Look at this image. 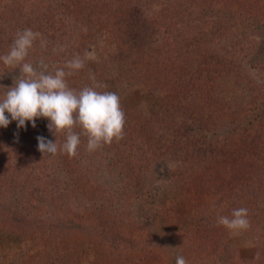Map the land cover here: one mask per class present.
Here are the masks:
<instances>
[{"label": "rangeland", "instance_id": "rangeland-1", "mask_svg": "<svg viewBox=\"0 0 264 264\" xmlns=\"http://www.w3.org/2000/svg\"><path fill=\"white\" fill-rule=\"evenodd\" d=\"M125 1L138 6L134 19L146 20L151 27L157 21L160 31L154 27V42L160 44L164 38L165 46H156L142 62L131 59L121 67L117 60L126 51L125 40L128 44L135 40L121 35L118 22L112 27L115 18L109 10H114L115 0H0V56L10 51L18 31L29 28L41 35L23 62L37 71L69 72L67 61L94 51L96 61L85 59L82 69L65 77L68 87L79 92L100 85L97 91L116 93L131 127L140 130L130 148L115 150L105 144L89 152L87 136L75 126L80 144L73 157L80 158L76 166L83 172L79 186L68 185L64 191L67 181L62 168L54 164L57 156L41 153L37 137L62 145L66 133L56 136L43 117L35 123L47 129L35 131L27 140L22 135L29 125L18 128V122L11 121L7 128L0 127V264H176L177 256L187 264H264L260 161L254 156L238 161L237 156L232 161L225 157L205 173L181 152L173 138L180 132L178 125L186 123L184 109L192 102L181 89V76L188 74L190 81L185 84L194 85L199 75L188 63L184 69H173L174 58H169L173 52L177 55L187 37L196 38L202 48L206 44L222 62L226 77L219 84L210 77V68L200 65V78L223 99L205 118L211 129L196 132L200 140L222 144L264 117V107L258 113L264 104V22L246 23L241 17L224 31L218 28L212 33L207 25L212 19L206 15L203 22L168 25L166 32L160 23L166 0ZM208 2L210 6L203 3L206 12L214 4ZM37 16L45 19L43 27H37ZM48 37L54 42L48 43ZM41 41H46L43 47ZM181 51L184 57L185 50ZM197 57L190 62L196 63ZM20 75L19 67L12 69L0 61V96ZM5 115L11 120L10 114ZM193 116L201 118L198 113ZM120 143L116 148L125 146ZM140 151L137 158L144 161L134 190L126 183L124 170ZM53 165L56 174L49 170ZM241 207L248 209L247 230L217 225L218 216L231 217L233 209Z\"/></svg>", "mask_w": 264, "mask_h": 264}, {"label": "trees", "instance_id": "trees-1", "mask_svg": "<svg viewBox=\"0 0 264 264\" xmlns=\"http://www.w3.org/2000/svg\"><path fill=\"white\" fill-rule=\"evenodd\" d=\"M208 1L209 0H166L164 8L161 10L162 19L160 23L161 25H163L165 31L167 32L169 31L168 25H175L178 22L184 24V21L188 23V20L203 22V18H205L207 15V17L212 19V21L210 20L209 24L207 23V25H209L208 31L214 33V31H216V29L218 28L224 31L225 29L230 27V23L240 20L241 17L244 20L243 22L246 23H250L253 20H261L264 22V0H211L214 2L213 8L211 5V10H207L206 12L204 10L203 3L210 6ZM115 2H117V4H115ZM115 2V5L113 4L114 10H109V15H112L115 18V24H113L112 27H114L118 22V25L123 29L121 35H124L127 39H130L132 37V39L135 40L133 42H130V44H128V42L125 40V43L129 49H127V47L125 46L126 51H123L122 54L119 55L120 57L117 60L118 66L122 67L124 61H131V59H135V62L138 61V63L142 62L144 61V56L147 55L146 53H151L152 49H156V46L158 49L165 46L163 44V41H165L163 40L164 38H161L162 41H160V44L154 42L156 40L154 36L155 32H153V29L154 27H156V29H159L156 20L152 19L154 26H147V24H145L148 23L146 20L139 21L134 19L136 13L138 12V9H136L138 8V6L136 7V5L134 6L131 3L129 4L125 0H115ZM132 6L134 7L132 8ZM134 8L136 10H134ZM248 8L250 9V12L247 14L246 10ZM40 11L41 10H39V13ZM242 11H245V17L244 15H242ZM226 16H228V18ZM43 19L44 18L37 16L35 21L37 27H43V25L46 23L45 19ZM204 28L206 29V27ZM48 39H50L48 40V43L54 42L53 39L49 37ZM204 46L205 47L202 48V44L198 42L196 38L187 40V37H184L183 43L178 47L177 55L173 52V56L169 57L174 58L175 63H173L172 65L173 69L174 67L177 70L184 69L185 65H187L186 63H188L191 66V71L199 75V77L195 79L196 82L194 85L191 83L185 84L186 80L190 81V77L187 76L188 74H184L186 77H182L183 75L181 76V79L183 81L178 80L181 84L183 83V87H181V89H183V93L189 95L192 102L188 103V108L184 109L185 111H187V115H185L186 118L183 117L185 118L184 122L186 123L178 125V129L180 130V132H184V134L182 135L180 134V132L176 133L175 138L173 139L178 143V148L181 150V152H185L194 162L199 163L202 166L199 168H202L205 173H207V171L211 169V164H219L220 161H224L226 159L225 157L228 158L227 161H232V159H234L236 156L237 161L239 160V157H245L246 159H248L250 156H254L256 160L260 161L259 168L263 169L264 173V117H260V119H258L259 121L256 122L255 125H252L250 130L236 132L232 136L225 139L222 144H218L217 142H210L205 139L200 140L196 135V132L199 129H211L210 123L208 125L209 119L205 118L209 115L210 108H214L215 105H217L218 102L220 103V101L223 99L218 93L209 89L210 86H208V84H205L206 82H204V78H200V76L202 77V75L200 74L201 72L199 71L201 70L200 67L205 66V68H210L212 72L210 74V77L212 78V80L216 81L217 84H219V81L222 78L226 77H222L223 70L220 66L222 62L216 58L218 56H213L211 54V51L207 50L206 44ZM184 50L186 55L182 57V53H180V51L183 52ZM194 56H198V61L196 63H191L190 60ZM219 62H221V64ZM189 84L190 86H188ZM211 87L214 86L212 85ZM192 88L194 89V91L191 90ZM202 101H205L208 104H205L204 106L201 104ZM263 107L264 104L259 108V114L261 113ZM195 113L201 115V118L194 117L193 114ZM125 121L126 122L123 129V138L120 140L113 139L111 144H106L109 148H114L115 150H123L122 148L131 147L130 141H134V139L135 141H137V137H135L134 134H136V132L140 130L131 127L126 115ZM197 122H199L200 124ZM201 123H203V126L201 125ZM204 123H206L205 126ZM25 124L29 125V127L24 130V133L22 135V138L24 136L23 140L34 137L35 131L37 132V130L47 129V126L38 125L37 123H35V127H32V123L30 124L28 121H26ZM126 138L128 140L124 143V139ZM119 141L123 142L125 146H123L122 144L120 147L116 148L119 144H121ZM130 153L128 152L127 154L129 158L131 157V155H129ZM141 153L142 151H140L139 153L135 152L134 157H140ZM56 156L57 159L55 160L54 164L57 163L59 165L58 167L62 168L61 172L65 173V178L67 181V184H65L66 186H63L62 189L66 191L68 189L67 187L69 186L77 188L80 182V174L83 172L82 170L79 171V168L76 166L80 158H75L73 156L70 157L67 153L62 152L57 153ZM145 156H147V154ZM250 160L251 159L246 161L245 165L242 163V165H249ZM142 161L144 160H142L141 158L130 160V164L128 165V167L125 166L124 171L127 178L126 183L132 184L131 188H133L134 190H138L137 188L139 187V179L141 174L140 167L142 165ZM49 170L52 174H56L54 165L52 166V169ZM262 178L264 182V174Z\"/></svg>", "mask_w": 264, "mask_h": 264}, {"label": "clouds", "instance_id": "clouds-1", "mask_svg": "<svg viewBox=\"0 0 264 264\" xmlns=\"http://www.w3.org/2000/svg\"><path fill=\"white\" fill-rule=\"evenodd\" d=\"M39 32L30 28L18 31L10 51L0 56L6 67L20 68L21 75L14 80L12 87L0 96V127L7 128L11 121H17L18 128L25 126L26 121L35 127L37 118L49 120L48 128L56 136L66 133L62 145L38 136V150L51 155L57 152L67 153L70 157L77 154L80 134L73 132L75 126L83 130L87 136V151L93 152L113 139L123 138L125 113L120 104V97L114 92H100L96 87H84L79 92L68 87L65 77L84 67V61H96L94 51L86 52L84 58L79 56L67 61L65 67L57 68L54 73L37 71L31 63L23 62L28 56L34 42L40 37ZM46 41H41L43 47ZM63 51V47L60 48ZM42 69L47 65L40 62ZM91 79L95 80L94 76ZM10 114L11 120L5 113ZM217 225L230 231H243L250 227L248 209H233L231 217L218 216ZM176 264H187L183 256L176 257Z\"/></svg>", "mask_w": 264, "mask_h": 264}]
</instances>
